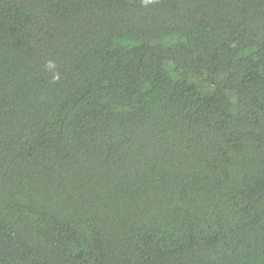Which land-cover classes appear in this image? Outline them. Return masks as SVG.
<instances>
[{
    "label": "trees",
    "instance_id": "obj_1",
    "mask_svg": "<svg viewBox=\"0 0 264 264\" xmlns=\"http://www.w3.org/2000/svg\"><path fill=\"white\" fill-rule=\"evenodd\" d=\"M0 264H264V0H0Z\"/></svg>",
    "mask_w": 264,
    "mask_h": 264
}]
</instances>
